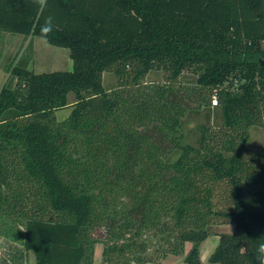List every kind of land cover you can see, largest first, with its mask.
Masks as SVG:
<instances>
[{"label": "trees", "instance_id": "obj_1", "mask_svg": "<svg viewBox=\"0 0 264 264\" xmlns=\"http://www.w3.org/2000/svg\"><path fill=\"white\" fill-rule=\"evenodd\" d=\"M0 32L43 38L72 60L71 71L36 74L30 41L6 66L0 238L10 251L0 264L29 253L35 264H94L98 245L101 264H205L200 245L218 223L234 232L219 235L208 264H258L264 148L245 145L251 128L264 130V0H0ZM153 70L169 82L145 84ZM186 70L194 98L173 86ZM106 72L128 89L107 92ZM213 97L221 140L203 131L186 143L185 112Z\"/></svg>", "mask_w": 264, "mask_h": 264}, {"label": "rangeland", "instance_id": "obj_2", "mask_svg": "<svg viewBox=\"0 0 264 264\" xmlns=\"http://www.w3.org/2000/svg\"><path fill=\"white\" fill-rule=\"evenodd\" d=\"M30 41L32 42V57L28 65L29 70H32L36 74L72 70V60L69 58V51L67 49L53 47L43 38H25L24 36L13 33L0 32V89L9 77L6 66L28 53L26 48ZM262 47L264 49V43ZM168 82L167 72L165 70H153L144 79V83L147 85L165 84ZM118 83L116 76L112 72L103 74V86L107 92H122L128 89V85H121L117 88ZM122 84H125L124 81ZM173 86L180 92L189 93L193 98L194 92H199L198 86L196 85V74L191 70L184 71L176 82H174ZM68 96L69 103H73L75 96L72 93ZM68 113V109H63L57 111L55 116L58 121H61L69 115ZM181 128L184 141L193 146L200 144L203 131H205L206 136L221 140V134L224 131L222 113L217 105H213L212 103L211 106L189 109L185 112ZM245 148L252 151L264 148V130L262 128L253 127L249 130V140ZM177 156L178 149H175L167 156V161L172 162ZM216 202L221 208L226 206V195L224 191L217 194ZM9 223L7 220L3 221V223L1 222L0 228L4 229ZM233 232L234 226L231 224L218 223L212 226L209 237L200 245L199 256L201 261L208 264V258L216 248L220 234H232ZM3 242L4 239L0 238V246L3 247V250L0 251V257L4 258L8 257V251L10 250L8 248V242L2 244ZM189 247L190 244H187L185 247L186 252L189 250ZM101 252L102 248L98 245L95 249L94 264H101ZM177 257L172 256L164 260H156V262L158 264H183L184 256ZM26 264H35L32 253H29Z\"/></svg>", "mask_w": 264, "mask_h": 264}, {"label": "clouds", "instance_id": "obj_3", "mask_svg": "<svg viewBox=\"0 0 264 264\" xmlns=\"http://www.w3.org/2000/svg\"><path fill=\"white\" fill-rule=\"evenodd\" d=\"M41 4H45L46 0H39ZM52 24L50 22H46V24L43 26V32L48 33L52 30ZM257 261L258 264H264V243H261L258 245L257 249Z\"/></svg>", "mask_w": 264, "mask_h": 264}, {"label": "built area", "instance_id": "obj_4", "mask_svg": "<svg viewBox=\"0 0 264 264\" xmlns=\"http://www.w3.org/2000/svg\"><path fill=\"white\" fill-rule=\"evenodd\" d=\"M211 103L213 105H217V99L215 97L212 98Z\"/></svg>", "mask_w": 264, "mask_h": 264}, {"label": "water", "instance_id": "obj_5", "mask_svg": "<svg viewBox=\"0 0 264 264\" xmlns=\"http://www.w3.org/2000/svg\"><path fill=\"white\" fill-rule=\"evenodd\" d=\"M259 64L264 67V59H260Z\"/></svg>", "mask_w": 264, "mask_h": 264}, {"label": "crops", "instance_id": "obj_6", "mask_svg": "<svg viewBox=\"0 0 264 264\" xmlns=\"http://www.w3.org/2000/svg\"><path fill=\"white\" fill-rule=\"evenodd\" d=\"M1 250H3V247H0V251H1ZM0 258H2V257H0ZM4 258H6V257H4ZM177 258H178V257H177ZM0 261H1V260H0Z\"/></svg>", "mask_w": 264, "mask_h": 264}]
</instances>
